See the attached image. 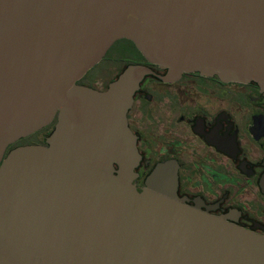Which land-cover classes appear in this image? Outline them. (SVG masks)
<instances>
[{
	"label": "water",
	"instance_id": "1",
	"mask_svg": "<svg viewBox=\"0 0 264 264\" xmlns=\"http://www.w3.org/2000/svg\"><path fill=\"white\" fill-rule=\"evenodd\" d=\"M121 39L168 80L264 90V0H0V264H264V236L178 197L175 161L136 185L126 115L153 72L78 83Z\"/></svg>",
	"mask_w": 264,
	"mask_h": 264
},
{
	"label": "flooded vegetation",
	"instance_id": "2",
	"mask_svg": "<svg viewBox=\"0 0 264 264\" xmlns=\"http://www.w3.org/2000/svg\"><path fill=\"white\" fill-rule=\"evenodd\" d=\"M127 41L117 40L107 51L111 65H120L100 91L126 64L153 72L142 79L126 115L140 156L136 185L144 188L156 165L175 161L179 198L264 236V90L255 82H223L198 72L168 80L167 70L147 62ZM54 124L31 144L46 146ZM21 140L6 154L29 145Z\"/></svg>",
	"mask_w": 264,
	"mask_h": 264
},
{
	"label": "rangeland",
	"instance_id": "3",
	"mask_svg": "<svg viewBox=\"0 0 264 264\" xmlns=\"http://www.w3.org/2000/svg\"><path fill=\"white\" fill-rule=\"evenodd\" d=\"M107 54L108 56L106 58L102 59L94 68H92L86 74L88 76L85 80V85H89L97 90H100L101 88H104V85L112 77L115 72V69L119 67L120 64L117 66L111 65L109 61L112 56V53L108 52ZM40 138L41 136H39L38 138H31L28 141L21 142V144L36 143L40 140Z\"/></svg>",
	"mask_w": 264,
	"mask_h": 264
},
{
	"label": "trees",
	"instance_id": "4",
	"mask_svg": "<svg viewBox=\"0 0 264 264\" xmlns=\"http://www.w3.org/2000/svg\"><path fill=\"white\" fill-rule=\"evenodd\" d=\"M135 50H136V48L134 47V45L130 42V41H127ZM137 51V50H136ZM138 52V51H137ZM140 54V53H139ZM129 64H126L125 66H123V68L121 69V71H123L127 66H128ZM87 76L88 75H86V76H84L78 83L79 84H82V85H85V80H86V78H87ZM87 86V85H86ZM89 86V85H88ZM89 87H91V86H89ZM50 128H51V125H49L48 127H46V128H44V129H42V130H40V131H38V132H36L35 134H33V135H31V136H29V137H27V138H25V139H22L21 141H20V143L21 142H24V141H28V140H30L31 138H38L39 136H41V137H43V136H45V135H47V133L49 132V130H50Z\"/></svg>",
	"mask_w": 264,
	"mask_h": 264
}]
</instances>
